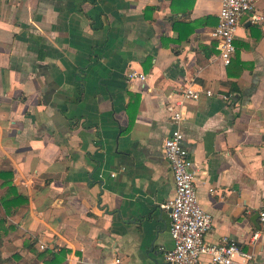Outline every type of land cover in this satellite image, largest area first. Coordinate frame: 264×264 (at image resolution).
<instances>
[{
    "label": "crops",
    "instance_id": "crops-1",
    "mask_svg": "<svg viewBox=\"0 0 264 264\" xmlns=\"http://www.w3.org/2000/svg\"><path fill=\"white\" fill-rule=\"evenodd\" d=\"M219 2L0 0V170L26 197L9 213L0 203L10 264H45L26 241L66 248L57 264L165 260V104L187 84L210 90L183 100L179 124L212 217L204 239L227 236L242 264H264V0L262 19L240 17L226 64L211 35Z\"/></svg>",
    "mask_w": 264,
    "mask_h": 264
},
{
    "label": "built area",
    "instance_id": "built-area-1",
    "mask_svg": "<svg viewBox=\"0 0 264 264\" xmlns=\"http://www.w3.org/2000/svg\"><path fill=\"white\" fill-rule=\"evenodd\" d=\"M253 0H220L216 13L217 22L211 30L215 38L218 56L226 64L234 55L233 38L242 15L252 19H262L253 12ZM128 78L143 79L144 74L130 70ZM210 94L209 89L194 88L191 84L182 87L178 92H171L165 107L169 111L173 127L162 141V153L169 164L173 194L164 203L168 208V232L172 245L164 253V259L172 264H197L205 256L204 264H242L249 258V253L235 240L222 236L217 242H207L204 233L211 226V214L198 202L194 186L192 160L188 150L182 144L181 105L185 99H197L201 92ZM226 98V95H223ZM264 220V210L260 212ZM242 261V262H241ZM114 264H121L118 257Z\"/></svg>",
    "mask_w": 264,
    "mask_h": 264
},
{
    "label": "trees",
    "instance_id": "trees-1",
    "mask_svg": "<svg viewBox=\"0 0 264 264\" xmlns=\"http://www.w3.org/2000/svg\"><path fill=\"white\" fill-rule=\"evenodd\" d=\"M230 61V60H229ZM0 178H2L1 185H6L5 190L0 194V203L4 209L5 213H9L13 208L19 204L26 202V197L18 193L15 190L11 182V172L0 170ZM9 227V226H7ZM260 227H264V220L260 222ZM0 231H3V218H0ZM1 235V234H0ZM24 243V242H23ZM1 244L2 239L0 236V264H10L11 261L18 257V254L12 253L8 256L1 255ZM25 245L28 249L35 254L38 259L45 264H57L64 257L66 248H59L58 250H51L49 248H43L42 250L37 251L29 241L25 242ZM25 264H37L33 262H27Z\"/></svg>",
    "mask_w": 264,
    "mask_h": 264
},
{
    "label": "water",
    "instance_id": "water-1",
    "mask_svg": "<svg viewBox=\"0 0 264 264\" xmlns=\"http://www.w3.org/2000/svg\"><path fill=\"white\" fill-rule=\"evenodd\" d=\"M255 215L257 216L258 214H255ZM156 264H169V261L164 260L163 262H159V263H156Z\"/></svg>",
    "mask_w": 264,
    "mask_h": 264
}]
</instances>
